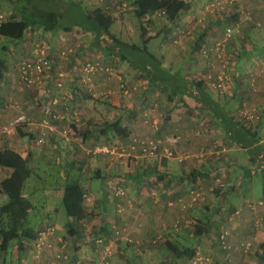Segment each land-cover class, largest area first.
<instances>
[{"label": "crops", "instance_id": "obj_1", "mask_svg": "<svg viewBox=\"0 0 264 264\" xmlns=\"http://www.w3.org/2000/svg\"><path fill=\"white\" fill-rule=\"evenodd\" d=\"M185 1L190 7L177 15L185 22L176 33L183 31L192 37L189 35L191 38L185 43L176 37L168 44L175 51L181 45L187 56L181 61L178 55L161 56L164 71L150 63L138 68L132 55L131 61L121 60L115 66L118 56L108 58L99 48L95 33L80 27L62 29L68 28L69 23L62 24L61 15L56 13L46 28L28 27L25 36L8 48L16 62L25 55H36L38 46H44L52 59L51 70L41 86L34 88L19 82L20 63L10 65L0 89V102H8L0 106V125L20 115L26 120L12 134L0 138V151L10 147L19 152L35 172L46 169L47 163L41 164L39 159L47 158L52 166L55 163L78 171L88 199L86 217L75 225L76 236L62 232L65 223L74 224V218L62 213L57 205H49L42 214V222L57 226L53 236L56 247L69 249L72 258H78L75 264L86 258L98 259L96 245L87 242L89 236L99 233L115 246L107 264H130L132 253L138 251V258L142 259L144 254L163 250V242L168 239L194 247L195 255L204 254L202 239L212 235L211 230L218 225L221 231L229 232L232 248L214 251L211 247L206 253L214 258L208 264H213L215 258V264H264V207L251 210L248 204L252 201L247 199L248 192L261 189L263 195L256 200L264 199V73L258 71L264 63V0H239L231 5L229 12L235 14L240 28L227 47V60L221 70L213 67L212 58L204 57L197 45L201 38L205 44H212L221 37L226 26V22H221L223 14L211 16L207 0ZM103 8L106 12L108 4ZM112 10L114 14L118 12V17L124 14L114 7ZM204 15L211 18L201 20ZM13 17L21 19L18 12ZM197 19L200 21L193 25L191 21ZM192 41L193 54L187 51V42ZM151 58L157 60L154 54ZM89 60H99L111 70L88 74L85 63ZM203 69L205 72L200 71ZM209 72L225 74L227 91L197 88L198 78H205ZM245 106L256 109V120H243L240 112ZM125 109L133 110L134 117L129 119ZM119 118L127 129L126 137L105 130L106 121ZM249 122L257 133V141L243 147L240 142L245 135L240 136L234 127L239 129L242 123ZM42 131L47 134L39 143ZM153 138L163 144L152 153L134 141ZM97 144H110L115 152H90ZM166 150L173 155L168 156ZM128 155L133 156L128 159ZM10 174L11 170L0 166V182ZM259 174L263 176L260 189L254 185ZM120 188L127 191L126 197L118 194ZM192 188L204 191L206 197L184 207L179 198L189 200ZM46 193L62 198L65 182L52 184ZM0 200L5 197L0 195ZM259 219H263L260 224ZM95 230L99 233L93 234ZM125 235L132 241H126ZM212 237L215 246L217 235ZM239 240H251L254 255L247 259L235 251ZM34 241H26L21 250L15 249L11 260L0 258V264H35L39 257L43 264H59L50 252L38 255ZM172 254L169 253L167 264H190V259H176Z\"/></svg>", "mask_w": 264, "mask_h": 264}, {"label": "trees", "instance_id": "obj_2", "mask_svg": "<svg viewBox=\"0 0 264 264\" xmlns=\"http://www.w3.org/2000/svg\"><path fill=\"white\" fill-rule=\"evenodd\" d=\"M21 1L22 0H19V2L15 4L13 7V13L15 14V12H18L21 15V19H16L15 17H13L12 14L8 19L3 20L0 23V35L11 38L13 41H19L25 36L26 31L30 26L40 25L46 28L47 24H51L52 18H55V13L56 15H61L60 16V18L62 19L61 23L66 24L64 22V18L66 17L67 12H70V15H75L76 18H79V23L71 24L69 22V27L62 29L66 31H70L75 27L74 25H78V27H80L85 31H91L95 33L96 42L98 43L100 49H104V51L107 52L108 54L112 52L111 50L115 51V49H112L110 46L105 45L103 43L108 41L105 38V36H107L108 39L112 42L116 40L115 35L110 32V28L115 22L116 17L112 14H108L107 12H105L102 6L96 7L94 9L83 10L79 2L75 4L71 2L67 3L66 0H62V1L48 0L52 3L54 2L56 3L55 6H52L54 8L45 10L41 13H37L36 10L32 8L33 0L32 2L28 1L30 5L29 8L26 7V4L22 5L23 2L21 3ZM133 3H134V12L139 18H142L147 15H152L160 10H165L164 13L167 15L177 16L183 11L188 10L190 7L189 3L185 0H134ZM1 4L2 3L0 2V5ZM77 7H79L81 10L79 11ZM27 10L30 12L37 13V16L34 13H30L29 15ZM234 15L235 14H232L230 12L224 13L222 15L221 22H226V25H228L232 21H236L237 17ZM37 18L40 22L39 24H37ZM59 23L60 21L56 22L57 25H59ZM61 27L62 25L57 26V29H60ZM143 31H144V35H146V30L143 29ZM223 33L224 31L222 32V34ZM223 35H221V37L212 44L211 43L205 44L203 40L204 38H201L199 44L197 45V48L200 49L199 51L203 52V47H209L211 51V47H214L217 44V42L221 41ZM235 35L236 33L233 35V37L230 40H228L225 43L224 46L225 52L227 51V47L232 42ZM104 38L106 39V41L102 43L101 39ZM117 43L120 44L121 46L126 45L135 48L127 43H123V42H117ZM137 49L138 48H136V51ZM134 53L139 54L140 52L139 53L134 52ZM114 54L115 55L117 54L120 57V60L123 61H130L129 57H131V55L133 57H136L134 56L133 53L130 55L126 53L120 54L117 51V53L115 52ZM235 54L239 56V54L237 53ZM147 56L150 57V59H145V60L148 63H150L149 64L150 66L153 67L154 65L158 67L160 71L161 69H163L164 71V68L161 67V62H159L154 58H151L153 54L148 52ZM138 59L144 60L142 56H140V58ZM226 60H227V53L225 56V61ZM133 63H135V61ZM135 64L137 66L139 65L137 63ZM9 67H10L9 64L5 60L0 58V89L2 86V81L5 78L6 73L9 70ZM147 71L149 73L151 72L155 73V71H152L150 69H147ZM212 80L219 81L217 76H214ZM212 80H209L207 78H198L196 86L198 89L203 88L204 91L206 89L216 91L217 89L215 90L214 87L212 86V82H213ZM125 110L128 113L129 119L134 117L133 110L131 109H125ZM242 118L247 123L246 121L247 118L244 117ZM251 122H249L248 125L246 124L244 125L242 123L241 128L239 129L234 127L237 133L238 130L241 132L240 136L245 135V136H241L242 142L240 143L243 147H246L247 145L248 146L252 145L257 141V133L256 131H253V125ZM104 124L106 125L105 126L106 131L111 130L119 137H126L128 134L126 127L122 124L121 118L109 122L106 121ZM231 125L233 126V122L231 123ZM18 131L21 134V130L19 129ZM97 145H95L94 147H96ZM94 154H102V153H94ZM161 156L163 157L165 155H161ZM259 164L261 165V163ZM0 166L11 170V174L9 175V177L5 178L0 182V195L1 197L2 195L5 197V200L2 201L0 200V258H2V260L6 262L8 259L11 260L12 257H14L15 249L19 248V250H21L23 249V247H25L24 245L26 241L29 242L35 240L34 244L36 248V243L38 241L40 234L49 226H53L54 228L53 234L55 235L57 231V226L55 225V223L47 222V225L34 230L33 227L27 225L28 215L30 211L36 208V204L34 203L33 200V195L35 194V192L28 189V183L32 178V176L37 172V171L35 172V170H32L29 167L28 159L23 157L19 152L11 149L10 147H5L3 150L0 151ZM182 197L184 198V196ZM63 198L64 200H66L65 212L67 216L74 218V224L73 222L70 221L65 223V231L66 233H69L70 236L73 237L76 236L77 234V227H76L77 223L86 217L85 202L86 199H88V196L84 191V189L82 188V184L80 183V180L78 178L73 179L71 181L67 180V182L65 183V194ZM96 233L99 232L96 231ZM100 238L103 241L102 243H98V239ZM87 243L96 245V249L99 252V256L97 260L93 258H86L84 260H80L82 264H107L108 260L109 262L111 261V258L113 257L114 253L110 257L109 256L107 258L104 257V246L111 244V242H109V239L106 238L104 234L99 233L94 237L89 236ZM163 249L168 250L169 253H173L172 255L176 259H181V258L190 259L196 253L194 247L192 246L187 247L186 245L181 243V240L179 241L174 239L165 240L163 242ZM70 253H68V255L71 257L69 261L71 262V259L74 260L71 263L75 262V260H78V258L77 259L72 258ZM167 263H168L167 259H165L160 264H167Z\"/></svg>", "mask_w": 264, "mask_h": 264}, {"label": "rangeland", "instance_id": "obj_3", "mask_svg": "<svg viewBox=\"0 0 264 264\" xmlns=\"http://www.w3.org/2000/svg\"><path fill=\"white\" fill-rule=\"evenodd\" d=\"M28 1L32 2V0L31 1L30 0H22L21 3L23 2L22 5L26 4V7L29 8L30 5H29ZM54 1H56V0H54ZM60 1H62V0H60ZM118 1L121 3L122 2L127 3V9L124 12L123 16H121V17L117 16L115 18V22L113 23V25L110 28V32L115 35L116 40H114L112 42L108 39L107 36H105V38L108 41H106L105 38L101 39L102 43L106 41L103 44L110 46L112 49H115V51L111 50L112 52H110L109 54L104 51L106 53V55L108 56V58H114L117 55V54L115 55L114 53L115 52L117 53V51L120 54L126 53V54L130 55L133 53L134 56H136V57H134L135 63L139 64L138 68H142V65L148 63L145 59H150V57L147 56L148 52L154 54L156 56L157 60L161 63L163 61L161 56L165 57L166 55H173V54L178 55L177 57L180 58V61L182 60L183 57L187 56V53L186 52L184 53L181 45L178 44L179 48L177 47L176 48L177 51H175L174 48L168 44V43H172L173 39H175L176 37L179 39L183 38L182 43H185L188 39H190L192 37L190 34H188V32H187L188 35H185L186 32H183V31L181 32V34L176 33V31L182 29V27H183L182 25L185 22V21H183L182 18H179L178 16L167 15L165 13H162L161 12L162 10H160V11L155 12L152 15H147V16H144L142 18H139L134 12V3H133L134 0H102V1L101 0H66L67 3L71 2V3L76 4L77 2H79L80 6L82 7L83 10L94 9L96 7H99V6L103 7V6H107V4H108L110 6V9H109V7L106 9L107 10L106 12L108 14L113 13L112 7L117 9V4L119 3ZM222 1L225 2V0H222ZM0 2L2 3L0 5V16H2V17H0V21H3V20L8 19L13 14V7L15 4H17L19 2V0H1ZM210 2H211V0H207V3H206L207 6ZM55 5H56L55 2L52 3L48 0H33L32 8L35 9L37 13H41L45 10L53 9L54 7H52V6H55ZM231 5H233V3L227 4V5L225 4L224 8L217 7L214 11L211 12V16L228 13L231 10L230 9ZM77 8L79 11L81 10L79 7H77ZM27 12L29 15H30V13H34L37 16V13H35V12H30L28 10H27ZM204 16L205 17L201 18V20L202 19L205 20L206 18H211L210 15L209 16L204 15ZM190 18H192V17H190ZM197 18H199V17H197ZM194 21H200V19L199 20L198 19L193 20L191 22L193 23ZM61 22H62V20H61ZM64 22L65 23L70 22L71 24H77V23H79V18H76L75 15H70V12H67L66 17L64 18ZM39 23L40 22L37 18V24H39ZM193 25H194V23H193ZM195 25H196V23H195ZM74 26L79 28L78 25H74ZM143 29L146 30V35H144ZM237 31H236V33H237ZM177 34H178V36H177ZM189 35L191 37H189ZM179 39H177V41H179ZM117 42L127 43L130 46H133L135 48H132V47H129L126 45L121 46ZM12 43H13V40L11 38L0 35V58L5 60L9 64V66L15 65V63L19 64L23 60L27 59L29 56V55H25V56L21 57L19 59V61L17 59V62H16V58L14 57V54L11 53V55H10L7 52L8 48H10L12 46ZM102 43H99V44H102ZM192 43H193V41L187 42V44H188L187 51L191 52L193 54L195 49H194V46ZM136 48H138L137 51H136ZM68 49H70V48H68ZM70 51L72 53V50H69L68 53ZM174 51H175V53H174ZM134 52H138V53L140 52L141 55H140V53L136 54ZM66 53H67V51L64 52V54H66ZM97 53H101V52L98 51ZM47 55L49 56L48 53H47ZM205 55H207V56H205ZM224 55L226 56L225 51H224ZM140 56H142L144 60L138 59V58H140ZM32 57H34V56H31L29 58H32ZM204 57H206L207 59L212 58L213 67L216 68L217 66H219V70L222 69L225 60L220 61L219 59H217L215 56V53L213 51L206 52L204 54ZM118 58L119 59H116L115 66H118V64L121 63L119 56H118ZM129 60L131 61V59H129ZM89 61L98 62L100 64V66L103 68V69L99 70L100 72H102L105 69L107 71L111 70V66L103 64V62H101L99 60H89ZM132 66L134 68L137 67L135 65H132ZM166 68H168V65L166 66ZM262 70H264V63L261 64L258 68L259 72L264 73V71H262ZM8 71H10V70H8ZM200 71L205 72L204 69L200 70ZM212 72H215V71H212ZM210 74H212V73L209 72L207 74V76ZM219 74H221L223 76L225 75L224 73H219ZM205 75H206V73L203 74V77ZM212 75H216V74H212ZM212 75H210V76H212ZM196 76H198V75H194L195 78H196ZM216 76H218V75H216ZM226 80H227V78H226ZM226 83L227 82H225V86H223L217 90H216L215 85H213V87L217 92H225V91H227ZM7 104H8V102L5 100L0 102L1 107L6 106ZM249 109H254V108H249ZM45 120L47 121V118H45ZM28 140L29 139L26 137L25 141H28ZM38 141H40V140L38 139ZM110 154H113V153H110ZM132 156L133 155H128L127 158L130 159ZM39 161L41 164H43L45 162L47 163L44 166L46 169L37 170L36 174H34L32 176V178L30 179V181L28 183V189L35 192V194L33 195V200H34V203L36 204V208L30 211V213L28 215L27 225L33 227L34 230L39 229L40 227L47 225L46 223H42V218H43L42 214L48 210L47 208L49 205L51 206V205L55 204L58 207H60L62 213H65L66 200H64L63 197L61 198V196L55 197L52 195H47L46 189L50 188L52 186V184L64 183V182L66 183L67 180L71 181L73 179H77L78 175H79L77 170L71 171V169H69L67 166L59 167V166H56L55 163L52 166L50 164L51 160L48 158L47 159H39ZM54 162H55V160H54ZM48 163H49V167H48ZM255 167H256V164H255ZM66 172H69L68 176H66ZM254 185L257 186L259 189L262 187V185H263V176L262 175L259 174L256 176V179L254 181ZM121 190H124L125 194L122 193ZM248 193L249 194H247L248 195L247 199L249 201L256 200L259 197H262V195H263L262 189L261 190H252ZM118 194L126 197L127 191L124 188H120L118 190ZM204 197H206V194L204 195ZM209 197L210 196L208 195L207 198H209ZM221 200H222V198H221ZM261 212L259 214H262ZM60 219H64V216L61 217ZM259 221H260V219H259ZM51 227H53V226H51ZM63 227H64V230L63 231L61 230V231L66 233L65 225ZM94 232H96V231H94ZM94 232H93V234H95ZM220 232H221V225H218L211 230L212 235H218ZM212 235H210V236L208 235L207 238L202 239V240H204L203 246L205 247L206 251L211 249V247L212 248L214 247L213 248L214 251H216V250L218 251L221 248L219 246V244H216V242H215V246H214V240L215 239L212 237ZM53 236H54V234L51 231L49 233L43 235V241L45 242V244H44V246L42 245L41 248H37V246H36V249L39 253V254L38 253L37 254L41 255V253L47 251V252L51 253L53 259L56 262H58L59 264L60 263L61 264H74L75 262L71 263L72 261H74L72 259H71V262L66 261V260L60 261L59 259L56 258V256H54L56 254L55 253L56 251L61 252V253H65V254H68L70 251H69V249L68 250H65V249L62 250L61 248L56 247L55 242L53 240ZM125 236H128V235H125ZM93 237H94V235H93ZM188 242L190 243V240H188ZM238 242H239V245L235 246L236 247L235 251L237 250V252L241 253V255L247 259L249 258L250 255L251 256H252V254L254 255L253 252H255V251H253L254 250L253 245L251 247V250L245 251L243 248L238 247V246H240V240ZM111 245L113 248L115 247L114 243H112V242H111ZM133 249L134 248H131V251H133ZM158 250H160V251H156L153 253H147V254L142 255L143 256L142 259L138 258V254H137L138 251H137V253H132L133 257L131 256V263L130 264H160L162 261H164L165 259L168 258L169 252L166 249L165 250L164 249L163 250L158 249ZM206 251L204 252V255L208 256L210 253H208V252L206 253ZM113 253H114V251H113ZM208 257L211 259L214 258V256H208ZM70 258L71 257L69 256V259ZM215 259H214V262H215ZM214 262H213V264H215ZM43 263L44 262L42 261V259L40 257L37 258V260L35 262V264H43Z\"/></svg>", "mask_w": 264, "mask_h": 264}, {"label": "built area", "instance_id": "obj_4", "mask_svg": "<svg viewBox=\"0 0 264 264\" xmlns=\"http://www.w3.org/2000/svg\"><path fill=\"white\" fill-rule=\"evenodd\" d=\"M234 2H239V0H225V2H223L222 0H211V2L208 4V9L210 10V12H212L217 7L224 8L225 4L226 5L232 4ZM120 4L119 3L117 4V10L120 11V13H124L127 9V3L122 2ZM108 7L110 6L108 5ZM161 12L164 13L165 10H162ZM110 14L114 15L115 17L118 16V12L115 14L114 13H110ZM1 22L2 21H0V23ZM239 27H240L239 21H232L230 24L226 25L222 40L217 42V44L214 47H211V51L215 53L216 58L219 59L220 61L225 60V55H224L225 43L233 37V35L236 33ZM208 51L210 52L209 47L203 48L204 54ZM51 66H52V59L47 55L45 47L38 46L36 49V55H34V57L27 58L20 63L19 68H18L19 82L22 84H25L27 88H34L36 86H41V82L44 81V77L47 73H49ZM100 69H103V68L100 66L98 62L88 61L85 63V71L88 74H95ZM210 75L206 76V78L209 80H212L215 75H212V76ZM217 77L219 81L212 80L213 81L212 86L215 85L216 89H220L221 87L225 86L226 78L223 75H218ZM240 115L250 120L258 118L256 109H249V108H246V106L240 112ZM25 120H26V117H24L23 115H20L16 117L14 120L7 122L5 124H2L0 126V138H2L4 135L12 134L13 131L16 130V128ZM46 134L47 132L42 131L41 136L39 137L40 143L44 141ZM134 141L137 146L142 147V149L148 153L149 152L152 153L153 150L156 149L159 144H163L161 140H155V139L153 140L152 139H135ZM132 148L135 149L136 147L133 146ZM90 151L93 153H102V154L107 155L110 153H114L115 147L111 146L110 144H103V145H97L93 149H90ZM166 152L168 156L173 155V152L171 150H166ZM121 191L122 193L125 194L124 190H121ZM189 195H190L189 200H185L183 197L179 198V202L184 203V207L188 205H192V204L194 205L195 203L199 202V200L204 198L205 194L203 191L192 188L189 192ZM248 207L251 210H257L259 208H262L264 207V199L254 200L248 204ZM260 221L262 222L263 219H261ZM260 221H258L259 224H260ZM258 223L255 224L256 228H258V225H259ZM53 229H54L53 227L49 226L44 231H42L36 243L37 248H41L42 245L44 246L45 242L43 241V235L49 233L50 231L53 232ZM117 234L121 235L119 231L117 232ZM228 235H229V232L226 229H224L217 235L216 242L219 244L220 247L231 250L232 246L228 243ZM124 238L126 241H132L127 236H125ZM102 242L103 241L101 238L98 239V243H102ZM252 245H253L252 241L247 240V241L241 242L240 246L238 247L243 248L245 251H249L251 250ZM113 251H114V248L112 247L111 244L105 245L104 246V257L105 258H107L108 256L110 257L113 254ZM55 253L56 254L54 256H56V258L59 259L60 261L70 260L68 254L57 252V251ZM209 260L210 258L208 256H205L204 254H200V252H198L197 255L190 258V264H208ZM81 263L82 262L79 260L77 261L76 264H81Z\"/></svg>", "mask_w": 264, "mask_h": 264}]
</instances>
